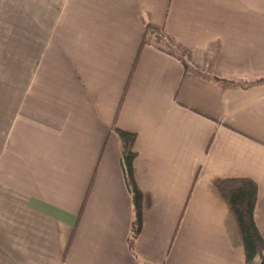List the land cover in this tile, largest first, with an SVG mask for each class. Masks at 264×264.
Here are the masks:
<instances>
[{"label":"crops","instance_id":"obj_1","mask_svg":"<svg viewBox=\"0 0 264 264\" xmlns=\"http://www.w3.org/2000/svg\"><path fill=\"white\" fill-rule=\"evenodd\" d=\"M261 76L264 0H0V264H246L214 181L254 180L264 237Z\"/></svg>","mask_w":264,"mask_h":264},{"label":"trees","instance_id":"obj_2","mask_svg":"<svg viewBox=\"0 0 264 264\" xmlns=\"http://www.w3.org/2000/svg\"><path fill=\"white\" fill-rule=\"evenodd\" d=\"M152 44L165 50L188 64L189 49L172 39L161 26L147 22L142 36L141 44ZM217 81L233 83L236 80L224 79L214 76ZM264 81V76L255 78L252 82ZM122 149L120 160L122 163L126 185L131 193L134 217L131 224L130 240L135 239L141 227V200L142 195L133 175V142L135 135L123 129H117ZM216 188L222 196L227 213L232 221L235 236L243 248L246 264H259L264 256V237L260 234L254 220V206L256 202V183L248 177L219 178L214 181ZM84 204V201H83ZM82 204V206H83Z\"/></svg>","mask_w":264,"mask_h":264},{"label":"water","instance_id":"obj_3","mask_svg":"<svg viewBox=\"0 0 264 264\" xmlns=\"http://www.w3.org/2000/svg\"><path fill=\"white\" fill-rule=\"evenodd\" d=\"M259 264H264V256L261 258V260L259 261Z\"/></svg>","mask_w":264,"mask_h":264}]
</instances>
